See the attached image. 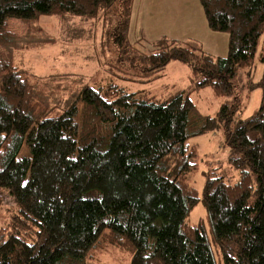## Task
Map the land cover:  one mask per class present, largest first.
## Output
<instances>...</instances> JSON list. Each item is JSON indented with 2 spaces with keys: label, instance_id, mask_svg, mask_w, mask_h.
<instances>
[{
  "label": "trees",
  "instance_id": "obj_1",
  "mask_svg": "<svg viewBox=\"0 0 264 264\" xmlns=\"http://www.w3.org/2000/svg\"><path fill=\"white\" fill-rule=\"evenodd\" d=\"M132 3L0 0V213L7 199L15 204L0 226V264H95L108 247L130 253L131 264H264V76L255 83L252 74L257 61L264 66V0H200L210 31L229 36L228 54L218 57L168 38L130 44ZM120 7L113 38L118 65H130L127 80L150 84L171 62L183 63L191 92L210 88L224 100L214 115L202 113L187 90L159 98L103 81L60 109L61 98L52 103L16 67L10 20H98ZM245 69L262 101L241 119L235 81ZM218 131L238 177L205 175L201 197L189 181L197 169L189 142ZM201 202L208 224L190 225Z\"/></svg>",
  "mask_w": 264,
  "mask_h": 264
},
{
  "label": "rangeland",
  "instance_id": "obj_2",
  "mask_svg": "<svg viewBox=\"0 0 264 264\" xmlns=\"http://www.w3.org/2000/svg\"><path fill=\"white\" fill-rule=\"evenodd\" d=\"M143 1L133 0L132 10L130 7L128 24L130 44L137 40ZM122 9L118 8L113 15L103 14L98 20L75 16L42 17L33 24L10 20L8 29L16 37L19 47L15 52L16 67L24 71L29 81L35 83L47 95L50 94L52 103H55L54 98H61L60 109H63L67 101L79 93L84 86H93L102 81V83H117L132 92L148 90L159 98L168 97L178 90H187L188 93L194 90L195 85L190 82L191 69L180 62H171L164 76L150 84L127 80L129 76L123 72L130 69V65H118L119 52L113 38L121 22ZM133 17L137 22V28L131 32ZM211 34L210 38L216 35L218 44L217 40H209L205 45L210 49L206 52L217 57L227 55L229 36L225 33L211 32ZM263 49L264 41L259 52ZM136 53L139 52L130 51L129 57L133 59ZM134 62L136 66H139L138 60ZM129 72L131 76V70ZM247 72L248 69L241 70L238 80L235 81L238 95L244 103L243 112L239 116L241 119L253 116L260 109L262 101L261 89L253 91L249 89V83L246 81ZM252 74L255 83L264 76V66L259 61L256 62ZM190 96L199 110L207 115H214L224 103V100L214 97L210 88L191 92ZM189 143L196 147L195 158L192 162L197 166L189 181L201 197L206 184L205 175L219 172L228 178L233 175L234 179H237L238 174L232 172L228 163L229 149L225 146L226 138L223 131L205 134L192 139ZM25 153H27L26 146L21 156ZM14 206L15 204L7 199L6 207L0 213V226H4L5 221L10 219L12 215L10 209ZM206 218L207 211L201 202L193 210L188 221L193 226H207ZM208 235L211 236L210 232ZM94 261L95 264H131V255L122 249L108 247L100 252Z\"/></svg>",
  "mask_w": 264,
  "mask_h": 264
},
{
  "label": "crops",
  "instance_id": "obj_3",
  "mask_svg": "<svg viewBox=\"0 0 264 264\" xmlns=\"http://www.w3.org/2000/svg\"><path fill=\"white\" fill-rule=\"evenodd\" d=\"M132 24L131 32L137 28L134 17ZM137 34L136 41L152 43L168 38L194 43L204 51L210 49L205 45L209 40H217L216 35L210 38L212 34L200 0H144Z\"/></svg>",
  "mask_w": 264,
  "mask_h": 264
}]
</instances>
